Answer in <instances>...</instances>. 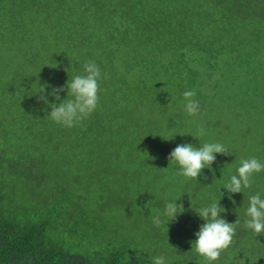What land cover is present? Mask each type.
Segmentation results:
<instances>
[{
	"label": "trees",
	"instance_id": "trees-1",
	"mask_svg": "<svg viewBox=\"0 0 264 264\" xmlns=\"http://www.w3.org/2000/svg\"><path fill=\"white\" fill-rule=\"evenodd\" d=\"M35 43L15 59L31 71L6 76L10 49ZM49 48L61 59L44 61ZM85 60L101 70L99 103L65 128L48 118L58 102L47 93L82 73ZM186 90L200 102L196 117L183 110ZM0 97V146L25 137L44 153L0 151V264H153L159 255L205 264L192 246L204 223L196 211L218 200L221 218L240 224L212 264H264V234L243 226L248 197L264 198V171L243 193L223 189L240 159L264 162V0H0ZM157 119L159 134L149 129ZM205 142L231 155L217 154L196 180L177 175L169 153ZM80 151L89 160L70 176ZM177 198L184 211L157 228L152 216ZM109 204L119 208L111 217Z\"/></svg>",
	"mask_w": 264,
	"mask_h": 264
},
{
	"label": "clouds",
	"instance_id": "clouds-1",
	"mask_svg": "<svg viewBox=\"0 0 264 264\" xmlns=\"http://www.w3.org/2000/svg\"><path fill=\"white\" fill-rule=\"evenodd\" d=\"M101 70L93 60H85L82 64V73L75 74L63 87H52L48 96H52L58 103H52L48 118L54 123L65 128H72L91 116L97 109L99 103ZM103 78H107L105 73ZM45 85L40 87L39 100L48 103L45 95ZM67 96L61 100L60 93L65 92ZM194 90L183 92V110L192 117L198 116L200 112V102L194 97ZM198 137L206 135L205 127L201 124L196 131ZM183 136V135H181ZM231 155L228 148L220 142H205L199 148L192 144H178L169 153L168 160L178 165L177 175L185 179H197L201 175V170L209 168L216 160V155ZM166 170V169H162ZM264 171V162L255 156L242 158L235 174L223 185L229 194L243 193L245 189H251L254 183L253 176ZM179 198L165 203L162 210H157L152 216V223L157 227L166 226L170 222H175L177 216L183 209L182 203H177ZM223 209L218 201H213L207 206L197 209L196 213L204 221L195 233L194 251L201 256L205 264H212L217 261L223 251L234 243L236 229L240 224L237 219L234 223H228L221 218ZM244 227L250 230L254 236L264 234V198L259 193L248 197ZM153 264H165L163 255L152 258Z\"/></svg>",
	"mask_w": 264,
	"mask_h": 264
},
{
	"label": "rangeland",
	"instance_id": "rangeland-1",
	"mask_svg": "<svg viewBox=\"0 0 264 264\" xmlns=\"http://www.w3.org/2000/svg\"><path fill=\"white\" fill-rule=\"evenodd\" d=\"M39 46H40L39 43H35V45H33L31 47H26V48L21 49L19 51L17 50V48H15V50L14 49H10L11 52H10L9 59H10L11 65L13 66L14 69L13 68H10V70L7 71L5 73V75L8 76V75L14 74V76L16 78H19L18 76H22V75H25L28 72H30L31 70H28V71H25V72L20 71L18 69V67H17V64H16L15 59L17 58V61L19 59L20 60L21 59H24L26 56H28V53L31 50H38L39 49ZM2 50H3V52L5 54L7 53V50L4 47H2ZM60 53H59V51H53L52 49L49 48V49L46 50V53H45L43 59L46 62L50 61L51 59H56L58 61L59 59H61ZM28 60H32L33 61L34 58H30ZM232 76L233 77H236L237 76L236 71L232 74ZM238 81L240 82V80H238ZM13 82H18V81H15L14 80ZM4 102H5L4 99L2 97H0V103H4ZM160 125L164 126L162 124V122L159 119H157L154 123H152V125H150L149 129L151 131H153L155 134H157V133L159 134L161 132V130H162L161 127H160ZM165 126H166V124H165ZM52 134H53V132H52ZM36 144L37 143L34 140H30L28 138L21 137L20 139L14 141V142H7V143H5V141H4L3 145L0 146V151L2 149H5L6 151H9V152L12 153V155L10 156V157H12L13 154H14V150H16V149L19 148V149H22L23 150L22 151L23 154H27V155L29 154V155H31L33 157H40L41 158V157H43L42 155L44 153H39L38 150H34V146ZM78 153L80 155L77 154L75 156L76 159H70L68 161L69 162V165L72 164L70 166V173H69L70 176H75V174L77 173L80 165L82 163H84V162H88V160H89V158H86V157H84L82 155V151H80ZM78 155H79V157H78ZM77 157H78V161H76L77 160ZM93 159H95V158H93ZM62 165H64L62 162H58V164L56 165V169H55V172H54L53 175H55V174H61V169L63 168ZM81 179H84V178H81ZM93 180L94 181H97L96 179H93ZM63 183H64V181H61L60 182V185H62ZM93 185L96 188L99 186L98 182L93 183ZM106 185L109 186V187L111 186V184H106ZM78 188L81 189L80 186H78ZM160 195H161V193L159 195L156 194L157 197H159ZM164 195L165 196H169L170 194L168 192H166V193H164ZM116 205L117 204H115V205L109 204V206L111 208V213H109V216L110 217L113 216V215H116L118 213L119 208L116 207ZM125 230L128 231V229L126 227H125ZM131 233H134L135 234V231H132ZM133 241L134 240H132L131 237H130V242L132 243V247H134V248L135 247L136 248H145V246H146L144 243H142V241L141 242H133Z\"/></svg>",
	"mask_w": 264,
	"mask_h": 264
}]
</instances>
